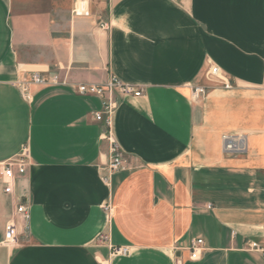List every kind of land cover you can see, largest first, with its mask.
Here are the masks:
<instances>
[{
    "label": "crops",
    "instance_id": "1",
    "mask_svg": "<svg viewBox=\"0 0 264 264\" xmlns=\"http://www.w3.org/2000/svg\"><path fill=\"white\" fill-rule=\"evenodd\" d=\"M79 1L0 0V264H264L248 249L264 248V0ZM209 64L233 87L195 102ZM111 77L143 93L111 115L123 168L104 182L102 101L76 86ZM228 133L245 153H223ZM22 145L6 195L1 164ZM24 193L28 221L2 245Z\"/></svg>",
    "mask_w": 264,
    "mask_h": 264
},
{
    "label": "built area",
    "instance_id": "2",
    "mask_svg": "<svg viewBox=\"0 0 264 264\" xmlns=\"http://www.w3.org/2000/svg\"><path fill=\"white\" fill-rule=\"evenodd\" d=\"M84 2L80 0L77 5V11H83ZM102 29H107L108 24L102 23ZM206 78L217 81L219 84L229 87L227 78L223 75L218 66L209 64L206 72ZM57 78H47L38 74L31 77V82L34 84L45 85L48 83H57ZM76 92L82 96H97L102 101V110L95 113V120L102 125L100 139L105 141L108 146V161L102 166V180L107 182L112 173L123 168L122 151L110 132L111 115L119 105L123 97L138 98L142 95L143 90L137 86L121 82L115 77H111L106 84H80L76 86ZM204 92L202 87H195L192 90L194 99ZM222 151L226 155L243 154L247 150L246 136L244 134H223L221 136ZM29 147L22 145L20 151L13 158L6 160L1 164L2 172L1 179L3 181V192L6 195H13L15 185L18 180L22 179L29 165ZM30 206V198L28 194H22L16 198L15 209L9 222L5 226L2 245H13L17 242L20 228H23L28 221V212ZM106 235H101L99 241H107ZM203 241L201 239L194 240L189 248L190 259L198 260L201 255ZM248 249L259 252L264 256V248L255 242L248 243ZM111 252L115 255L126 256L129 253L126 247H111Z\"/></svg>",
    "mask_w": 264,
    "mask_h": 264
},
{
    "label": "rangeland",
    "instance_id": "3",
    "mask_svg": "<svg viewBox=\"0 0 264 264\" xmlns=\"http://www.w3.org/2000/svg\"><path fill=\"white\" fill-rule=\"evenodd\" d=\"M229 83V87H225L224 85L222 84H219L217 81H214V80H210L208 78H206L205 76V84L202 86H199V87H202L204 89V92L199 96V98L197 99H194L195 102H199V101H202L207 95H208V91L210 89H221V90H224V91H229L232 89V84L230 83V81H228Z\"/></svg>",
    "mask_w": 264,
    "mask_h": 264
}]
</instances>
